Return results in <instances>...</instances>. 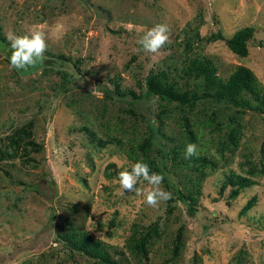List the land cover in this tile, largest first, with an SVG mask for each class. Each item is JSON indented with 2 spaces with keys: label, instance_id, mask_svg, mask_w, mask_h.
Returning a JSON list of instances; mask_svg holds the SVG:
<instances>
[{
  "label": "rangeland",
  "instance_id": "rangeland-1",
  "mask_svg": "<svg viewBox=\"0 0 264 264\" xmlns=\"http://www.w3.org/2000/svg\"><path fill=\"white\" fill-rule=\"evenodd\" d=\"M160 23L168 42L143 51ZM37 25L64 69L23 75L0 51V264H264V114L129 93L151 71L201 93L184 72L192 57L221 77L244 65L264 88V0H0L6 38ZM245 25L246 56L211 39ZM137 161L164 176L170 200L153 208L121 189Z\"/></svg>",
  "mask_w": 264,
  "mask_h": 264
},
{
  "label": "trees",
  "instance_id": "trees-1",
  "mask_svg": "<svg viewBox=\"0 0 264 264\" xmlns=\"http://www.w3.org/2000/svg\"><path fill=\"white\" fill-rule=\"evenodd\" d=\"M254 27L247 26L236 30L229 38H224L222 35H215L211 39H222L226 42L228 47L240 56H246L249 53L248 40L253 36ZM0 51L5 54V58L10 63L9 57L11 55L10 41L4 36L0 30ZM48 60V61H45ZM62 58L45 57L42 63H38L35 67L29 68L27 71L16 70L20 74H29L38 68L55 69L56 72H61L64 69ZM69 61V60H68ZM73 62V61H72ZM79 60L76 59L72 65L77 69ZM63 67V68H60ZM184 72L188 75L198 77L204 80L202 84L201 93L195 89L179 90L173 83L165 81L163 73L149 72L146 75V80L143 83L141 92L136 93L129 91L134 98L157 97L165 103L176 102L179 105L194 106L199 100H214L215 102H225L230 106L238 109L246 108L248 110L257 111L264 114V88L255 74L248 67L244 65H235L227 77H221L216 74V65L207 57H192L185 66ZM64 79L68 77L63 72ZM64 85V83L62 84ZM45 103H49V99H44ZM41 105H39V111ZM1 139V138H0ZM32 147L36 148L35 142H32ZM20 184H25L20 182ZM238 187H246L248 181L239 179ZM28 187H31L27 184ZM237 190L235 191V193ZM182 232L179 230L176 240H180Z\"/></svg>",
  "mask_w": 264,
  "mask_h": 264
},
{
  "label": "clouds",
  "instance_id": "clouds-1",
  "mask_svg": "<svg viewBox=\"0 0 264 264\" xmlns=\"http://www.w3.org/2000/svg\"><path fill=\"white\" fill-rule=\"evenodd\" d=\"M170 28L167 24L160 23L149 29L139 40L138 44L143 51L156 54L168 42ZM7 39L10 41L11 55L9 57L10 67L16 70L27 71L35 67L44 60V53L47 50L45 33L40 26H33L28 35L16 36L9 34ZM197 155V145L190 143L185 148V158L189 159ZM143 179L148 182L149 188H136L137 183ZM118 181L124 192L135 191L137 195L144 196V202L153 208L159 206L160 202H167L172 198V194L163 189L164 176L160 173L151 172L150 166L137 161L132 165L131 171L124 170L119 172Z\"/></svg>",
  "mask_w": 264,
  "mask_h": 264
}]
</instances>
